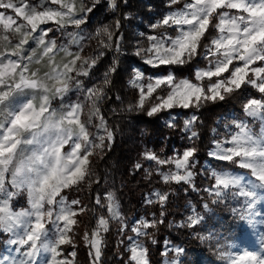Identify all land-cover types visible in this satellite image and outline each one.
Masks as SVG:
<instances>
[{
    "label": "snow or ice",
    "instance_id": "snow-or-ice-1",
    "mask_svg": "<svg viewBox=\"0 0 264 264\" xmlns=\"http://www.w3.org/2000/svg\"><path fill=\"white\" fill-rule=\"evenodd\" d=\"M46 3L47 0H40L39 5H28L24 0H0V10L15 13L14 18L0 11V29L4 33L0 35V233L9 234V252L16 254L0 256V264H73L68 256L74 257L75 252L65 255L62 246L73 245L69 233L78 225V215L87 208L80 207L78 199L68 201L62 192L90 180L93 174L90 157L96 149L103 151L105 140H113L99 104L107 98L106 89L112 84L110 77L116 72V61L104 73V87L85 88L79 78L90 76L104 56V49L115 48L119 52L122 37L107 26L98 29L88 39L101 34L106 39H98L94 56H82L84 37L80 32H67L69 44H58L49 36L54 31L50 25L62 33L69 26L82 32L80 26L86 24L88 15L102 0H91L90 6L85 0H50L58 8L45 7ZM107 4L111 11L119 7L117 0H107ZM173 5L175 10L153 25L167 26L172 34L150 36L151 45L147 49L138 48L136 55L143 53L142 59L153 68L184 66L197 58H202L205 66L195 69L193 79L177 78L174 72L167 71L148 78L147 84L142 82L143 73L134 72L129 84L138 89V99L129 108L143 110L145 103L151 101L147 111L151 117L177 107L200 108L208 102L224 101L245 84L255 87L261 98L249 99L243 107L246 116L260 122V131L254 132L244 120L233 121L237 131L230 139L215 140L208 153L220 162L217 167L221 170H205L212 183L204 189L214 197L213 204L242 198L240 219L255 229L264 224V219H256L260 213L255 210L257 203L264 201V66L253 67L257 62L264 65V0H169V6ZM17 19L23 23H17ZM119 28L117 21V31ZM71 44L79 50L70 51ZM163 88H167L166 95L154 96ZM74 89L82 90L91 104L86 121L81 119L84 104H63ZM57 99L62 102L59 109L52 106ZM94 118L99 120L96 127L105 135L93 137L89 133L88 125ZM196 120L193 115L184 122L191 138L198 135L192 131ZM196 152L193 146L166 158L150 151L144 156L155 162V171L164 183H184L198 190L194 182ZM165 165L169 166L166 171L162 170ZM135 167L139 169L142 165ZM227 167L244 170L243 175L223 170ZM152 174L153 169H147L145 178L150 179ZM22 190L27 191L30 207L13 211L10 201ZM153 195L157 198L155 202L163 205L169 194L156 191ZM105 200L106 204H102L97 195L95 203L106 207L109 218L99 217L96 227L83 237L90 247L92 264L101 261V231H109L110 219L123 221L115 194L108 192ZM203 207L211 211L208 203ZM192 213L183 227L195 229L204 221V215L195 209ZM159 222L162 221H140L132 231L137 237L148 236L144 230ZM260 239L259 251L233 255L219 250L220 259L225 264H264V232L260 233ZM129 240V264H150L148 249L142 242L133 237ZM174 251L180 255L185 250ZM43 253L49 254L47 258Z\"/></svg>",
    "mask_w": 264,
    "mask_h": 264
},
{
    "label": "trees",
    "instance_id": "trees-1",
    "mask_svg": "<svg viewBox=\"0 0 264 264\" xmlns=\"http://www.w3.org/2000/svg\"><path fill=\"white\" fill-rule=\"evenodd\" d=\"M118 4L116 11L105 14L102 13L106 4L99 5L94 10L92 21L88 22L89 27L95 31L88 37L95 36L102 26H109L111 32L122 37L120 45L123 52L115 54L114 48L104 49V56L92 69L90 76L79 78L86 87H104V73L116 61V72L110 77L112 84L106 89L107 98L99 104L107 127L113 132V140H105L103 151L96 149L90 157L93 173L90 180L62 192L68 201L78 199L81 201L80 207L87 208L78 215V225L69 234L73 245H63L62 251L65 255L75 252L73 264H92L90 247L83 237L86 231L91 233L97 224L99 208L95 203L96 196L99 195L102 200L104 194L113 192L126 224L123 226L110 220L109 231H101L103 247L100 264H129L128 239L134 236L130 222L133 218L142 217L148 222L162 221L147 229L149 235L141 239L144 247L148 249L150 264H163L166 243L173 248L185 250L178 255L179 264H218L221 261L219 250H228L232 237L240 231L241 222L238 215L231 210L233 205L211 202L212 197L204 189L212 181L204 167L206 162L216 167L218 164L210 159L208 153L213 148L212 142L216 139L214 131L219 121L231 115L237 119H246L243 105L249 99L261 98L262 94L251 84H245L224 101L208 102L200 108L181 110L182 114H193L197 117L194 125V131L198 134L196 138H190L185 133L184 116L181 114L173 122L174 126L166 122L169 116L167 112L149 117L147 111L151 107V101L145 103L143 110L135 107L130 110L129 106H134L138 99V89L129 84L135 67L141 66L143 74L166 72L170 69L166 66L151 69L143 64L142 55H136L138 48L149 47V40L145 36H139L137 28L144 35L147 23L154 14H160L167 9L168 0H119ZM117 21L120 23L118 31ZM88 37L81 55L91 57L98 51V39L106 37L103 34L94 39ZM202 66H205V62L197 58L184 66L171 68L177 78L193 79L195 68ZM97 124L98 119L93 120L91 131L95 130ZM193 146L197 149L194 182L198 190L184 183H164L155 171V162L146 160L144 156L145 152L150 151L158 154L160 158H166ZM137 164L142 167L137 169ZM168 167L162 166V170H167ZM150 168L153 169V174L150 179H146L145 171ZM97 180L99 183H96ZM156 191L169 194L163 205L155 202L157 198L153 193ZM149 199L154 202L148 203ZM25 201L26 196L23 194L17 205ZM204 203H208L211 211L204 209ZM191 209L205 217L195 229L182 226ZM122 227L125 228L124 231H121ZM198 236L205 239L201 240ZM8 238V234L0 233V253ZM173 255L174 253H169V259L172 260Z\"/></svg>",
    "mask_w": 264,
    "mask_h": 264
},
{
    "label": "rangeland",
    "instance_id": "rangeland-1",
    "mask_svg": "<svg viewBox=\"0 0 264 264\" xmlns=\"http://www.w3.org/2000/svg\"><path fill=\"white\" fill-rule=\"evenodd\" d=\"M118 1L119 0H117V3H118ZM13 2H18V0H13ZM181 2H182V0H181ZM104 3L106 4V6H105L106 8H105V10H104V12L102 14H105L106 12H111V10H109V8H108L107 0H102V3L100 5H102ZM24 4H28V5H39L40 4V0H24ZM85 4H87V5L90 6L91 5V0H85ZM49 6L52 7V8H58L59 7V5H53V4L50 3V0H47V3L45 4V7H49ZM98 6H97V8H98ZM175 8H176L175 5H173L171 7L169 6V0H168L167 9H165L164 11H162L160 14L159 13L154 14L152 16L151 20L147 23V25H146L147 31H146V33L144 35L140 31V28H137L138 35L139 36H145L148 39L150 36H160L161 34H164L165 32H167L168 34H172L171 33V29H168L167 26H161V27L154 28L153 25L157 24L158 21H162L163 17L169 11L175 10ZM96 9H94V10H96ZM38 10H41V9L38 8ZM94 10H93L92 13H90L88 15V21L86 22V24L80 26L81 29H82V32L80 31V29H77L74 26H69L66 29V32L62 33L59 30H55V25H50L51 27H53L54 31H53V33H49V36L51 38L56 39L58 44H69L70 38L68 37V35L66 33L67 32H80V34L84 37L82 43H83V46H85V41L87 40V37L95 32L88 25V22L89 21H92V19H93ZM0 11H6V14L13 15V17L15 18V13L12 10H0ZM17 23H23V21L20 20V19H17ZM105 26H102L101 29L104 28ZM107 27H108V29L110 28L109 26H107ZM3 34H4L3 33V30L0 29V35H3ZM151 43H152V41L149 40V46L151 45ZM34 46L35 45H33V47ZM78 50H79V48H78L77 45H75V44H71L70 45V51L76 52ZM122 52H123V50L121 48V45H120V51L119 52H117L115 50V48H114V53L115 54H121ZM142 55H143V53H142ZM142 62L147 67H149L151 69H156V68H153L151 65L146 64L144 62V59H142ZM254 66H264V65H261L260 62H257V65H253V67ZM160 67H162V66H160ZM166 67H169V66H166ZM202 67H204V66H202ZM169 68L170 69L168 71H172L173 72V69L171 67H169ZM196 68H198V67H196ZM134 72H141V73H143L142 72V67L141 66L135 67ZM166 73H167V71L166 72H155V73H151V74H143L144 79H143L142 82L144 84H147L148 83V78L155 77V76H158V75H163V74H166ZM84 87L85 88H91V86L90 87L89 86L88 87L84 86ZM157 94H159V95H166L167 94V88L158 89L157 90V93H154V95H157ZM78 102L85 105L84 110H83V113L81 115V119L84 120V121H86L87 118H88L87 116H88V112H89V109H90V105L91 104H90V102H87L85 100V93L82 90H76V89H74L63 100V104L64 105L74 104V103H78ZM61 103H62L61 100L57 99V100H55L53 102V105L52 106L54 108L59 109L60 106H61ZM188 109H183V108L177 107V108H174L172 110L162 111V112H167L169 114L168 119H167L166 122L168 124H170V123L173 124V122H175L178 119V117L180 116V114L184 116V122L186 120H188L190 117H192L193 114H191V115H185V114H182V112H181V110H188ZM93 120H97V119L94 118ZM240 120L241 119H237V118L233 117L232 115L229 116V117H226V118L221 119L219 121L218 125H217V128L214 131V134H215V137H216L215 140H226V139H230L231 135L234 134L237 131L235 125L233 124V121H240ZM243 120L249 123V125L252 127V130L254 132H257L258 133L260 131V122L258 120H254L252 117H249V116H246V119H243ZM98 123H99V120H98ZM91 124L88 125V131H89V133L93 137H99L101 135H105V133L103 132V130L98 129L97 127H95V130L94 131H91V128H90L91 127ZM255 127H256V129H255ZM184 128H185V124H184ZM192 131H194V126L192 128ZM185 133L191 138V131H188V130L185 129ZM214 141L212 142L213 147H214ZM97 142H99V141L97 140ZM210 159L213 160V162L220 163V162L212 159L211 157H210ZM213 168H215L217 171H220L221 170V168H218L216 166H212L210 163L206 162V165L204 167V170H206V169L207 170H211ZM223 170H227V171H233V170H235L238 174H241V175H243V171H244V170H239V169H233L231 167L224 168ZM209 186L210 185H206L205 189L208 188ZM23 194H25V196H26V201L24 203H20V204L17 205V202H18L20 196L23 195ZM106 196H107V193L104 194L103 197H102V200H101V203L102 204H106V200H105V197ZM213 199H214V197H212V200ZM222 203L230 204V206L233 205V207H231V210L233 211V209H236L237 211L236 212L233 211V212L236 215H238V217L240 219L239 213L243 210V206H244L243 205V199L242 198H239V199H231V198H229V199H226ZM10 207H11V209L13 211H20V210L28 209L30 207V205L28 203V194H27V191H25V190L20 191L19 195L15 196L10 201ZM98 208H99V210H98V214H97V220L101 216L105 217L106 219L109 218L110 213L106 210V207H100L98 205ZM192 210L193 209L189 210V212L186 215V218H185V220L183 221L182 224L185 223V221L187 220V217L188 216H190V215L193 214L192 213ZM255 210H256V212L260 213V215H258L256 217V219L257 220L264 219V201L258 202L257 205L255 206ZM119 211H120V205H119ZM110 220L111 221L113 220V221L117 222L118 224H123V226H124V224H126V220H124V219H123V221L118 220V219H110ZM140 221H147V220L145 218H143V217L140 218V219H135V218L131 219V222H130L131 223V230H132V228L134 226H137ZM240 222H241V224H240V231L237 234H235V236L232 237V239H231L232 241L229 242L230 246L227 248L228 249L227 252H231L233 255H240V254H242L245 251H259V246H260V243H261L260 233L261 232H264V224H258L257 227L254 229V228H252L248 224V222L246 220H241L240 219ZM124 230H125V228L123 227V231ZM144 231H147V229H145ZM3 234H6V233H3ZM133 238H135V239L139 240L140 242H142L141 239L143 238V236L137 237L136 236V233H134ZM128 241H129V244H130L131 241L129 239H128ZM142 244H143V242H142ZM9 247L10 246L7 244V241H6L5 242V245H4L3 249H2V252L0 253V256L16 255L14 252H9ZM128 248H129V245L127 247V250H128ZM177 248L178 247L173 248L171 246V244L166 243V246H165V256H166V258L164 259L163 264H173V262H175V264H179L178 255L174 251V249H177ZM171 252L174 253L172 260L169 259V257H168V254L171 253ZM42 255L45 258H47V256L49 254L48 253H43ZM73 258L74 257L68 256V259H70L72 262H73ZM218 264H225V262L221 260L220 263H218Z\"/></svg>",
    "mask_w": 264,
    "mask_h": 264
}]
</instances>
